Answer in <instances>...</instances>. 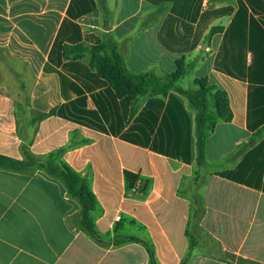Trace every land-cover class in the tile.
<instances>
[{
	"label": "crops",
	"instance_id": "0c3cea01",
	"mask_svg": "<svg viewBox=\"0 0 264 264\" xmlns=\"http://www.w3.org/2000/svg\"><path fill=\"white\" fill-rule=\"evenodd\" d=\"M108 38L129 72L162 76L184 58L189 90L206 77L226 93L232 119L207 137L200 169L183 96L148 98L126 124L131 98L87 58L62 59L63 44ZM11 78L28 96H11ZM0 92V155L89 141L49 162L88 177L103 239L75 225L79 205L59 180L0 169V264H149L145 245L117 237L146 243L157 264H264V0H0ZM124 171L148 189L127 190Z\"/></svg>",
	"mask_w": 264,
	"mask_h": 264
},
{
	"label": "trees",
	"instance_id": "16d2710c",
	"mask_svg": "<svg viewBox=\"0 0 264 264\" xmlns=\"http://www.w3.org/2000/svg\"><path fill=\"white\" fill-rule=\"evenodd\" d=\"M221 31L222 27H213L210 29L208 37ZM61 55L65 61L87 58L90 69L99 78L107 82L116 98H131L126 124L130 123L148 98L165 99L171 91L183 96L194 113V151L197 170L205 162L206 139L214 130L215 125L218 122H230L232 119L226 93L210 83L206 77L194 80L196 86L194 90H183L179 87L178 82L186 74L188 68L192 67V63L186 64L184 58L176 61L175 72L156 76L151 72L141 74L129 72L125 67L119 45L112 38L96 45L63 44ZM76 134V132L71 133L70 139ZM87 143L89 141L85 139H81L75 144L68 143L46 156L34 155L29 151L26 144H22L20 151L23 159L18 160L0 155V169L27 175L33 174L36 170H41L49 177L59 180L67 195L76 200L79 205V211L73 218L75 225L92 240L102 243L103 239L94 225L93 212L97 207V200L90 188L88 177L80 176L64 162H60L58 168H54L49 162L53 156H60L69 149ZM123 177L129 191L138 186V191L144 193L149 187V180L143 179L138 173L124 171ZM190 198L192 209L198 208L197 206L200 205L199 195L192 191ZM114 242L115 244L135 242L145 245L149 264H157L152 249L140 239L117 237Z\"/></svg>",
	"mask_w": 264,
	"mask_h": 264
},
{
	"label": "rangeland",
	"instance_id": "374dc122",
	"mask_svg": "<svg viewBox=\"0 0 264 264\" xmlns=\"http://www.w3.org/2000/svg\"><path fill=\"white\" fill-rule=\"evenodd\" d=\"M10 82H11L10 83V85H11L10 94H11V96L13 98L14 97H18L20 95H21L22 98L28 96V91L23 92V94L21 93V90L22 89L19 90L18 83L17 82L15 83L14 80H13V78L10 79ZM179 83H180L181 87L189 90V87L187 85L189 83H188V80L186 79V77H184L183 80H181ZM54 168H57V167H54ZM193 190H196V189L193 187V185L191 186L190 183L189 184L188 183H185V185H183L182 191L185 192L186 194H188L189 196H190V194H191V192Z\"/></svg>",
	"mask_w": 264,
	"mask_h": 264
},
{
	"label": "water",
	"instance_id": "95a60500",
	"mask_svg": "<svg viewBox=\"0 0 264 264\" xmlns=\"http://www.w3.org/2000/svg\"><path fill=\"white\" fill-rule=\"evenodd\" d=\"M206 46H207V42H204V44H203V49H205Z\"/></svg>",
	"mask_w": 264,
	"mask_h": 264
},
{
	"label": "built area",
	"instance_id": "2783aa9c",
	"mask_svg": "<svg viewBox=\"0 0 264 264\" xmlns=\"http://www.w3.org/2000/svg\"><path fill=\"white\" fill-rule=\"evenodd\" d=\"M131 191H132V192L136 191V188H135V187H134V188H132V189H131Z\"/></svg>",
	"mask_w": 264,
	"mask_h": 264
}]
</instances>
